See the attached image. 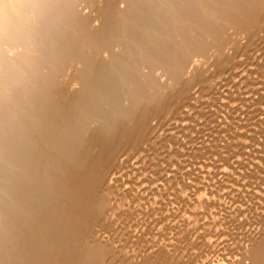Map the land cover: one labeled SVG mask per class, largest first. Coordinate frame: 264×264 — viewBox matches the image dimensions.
Returning <instances> with one entry per match:
<instances>
[{
    "label": "bare ground",
    "instance_id": "1",
    "mask_svg": "<svg viewBox=\"0 0 264 264\" xmlns=\"http://www.w3.org/2000/svg\"><path fill=\"white\" fill-rule=\"evenodd\" d=\"M263 131L264 0H0V264H264Z\"/></svg>",
    "mask_w": 264,
    "mask_h": 264
},
{
    "label": "rangeland",
    "instance_id": "2",
    "mask_svg": "<svg viewBox=\"0 0 264 264\" xmlns=\"http://www.w3.org/2000/svg\"><path fill=\"white\" fill-rule=\"evenodd\" d=\"M261 134H262V137H264V131H263V132H258V133H257V135H260V136H261ZM221 174H222L221 176L223 177V176H224L223 173H221Z\"/></svg>",
    "mask_w": 264,
    "mask_h": 264
}]
</instances>
